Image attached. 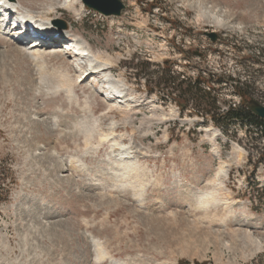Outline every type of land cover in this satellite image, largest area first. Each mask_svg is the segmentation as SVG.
Here are the masks:
<instances>
[{
	"label": "rangeland",
	"instance_id": "obj_1",
	"mask_svg": "<svg viewBox=\"0 0 264 264\" xmlns=\"http://www.w3.org/2000/svg\"><path fill=\"white\" fill-rule=\"evenodd\" d=\"M16 1L111 64L81 78L87 61L0 26V264H264V134L225 115L240 83L264 106V0ZM165 61L216 105H180Z\"/></svg>",
	"mask_w": 264,
	"mask_h": 264
},
{
	"label": "bare ground",
	"instance_id": "obj_2",
	"mask_svg": "<svg viewBox=\"0 0 264 264\" xmlns=\"http://www.w3.org/2000/svg\"><path fill=\"white\" fill-rule=\"evenodd\" d=\"M81 3L80 0H66L65 2V7L68 9H72L75 10L76 9V4ZM82 6V5H81ZM11 9H16L19 11L20 15H22V19H19V22L22 21H31L34 23V25L37 27V30L44 35L47 36H53L55 34H61L63 36L64 35V31L58 29L57 27H59L58 24L55 23V19H51L48 16L42 15V14H38L36 15L34 12L31 11H25L24 12V7L19 4L16 0H3L2 5H0V18L3 19V17L7 16V14L9 13V10ZM82 9V8H81ZM54 9H49V11H53ZM26 24V23H25ZM3 24H1V28H4L5 30H7L6 27H2ZM12 26V24L10 25ZM57 26V27H56ZM13 27V26H12ZM11 27V28H12ZM18 29H20L21 31H17ZM17 31V32H15ZM26 31L23 30V28L18 27L16 28V30H14V34L16 35L17 38H20ZM13 33V32H12ZM52 44L51 42H40L39 44H34L31 45L30 47L24 49L27 53L34 55V56H39L41 53H45L43 52H39L40 49H50V47L55 48V40H52ZM18 44V43H16ZM75 44V45H74ZM22 45V44H19ZM65 48H63V50H68L70 49L72 46H74V48L77 49V56L79 57V59L81 61H87L89 63V67H90V72L87 73L86 75H82L81 78H86L88 76H92V75H96L102 71H105L106 69L109 68L110 66V61L109 60H105L103 59L101 56H99L98 54L93 53V51L91 50V48L89 47V45L86 42L81 41L80 39L73 40L70 42H66L65 43ZM72 83V82H71ZM119 87H123L120 86L119 83ZM118 96H117V103L119 104H124L125 106L130 105L134 102H136L137 98L133 97L132 95H126L124 94V91H120L118 92ZM109 100H115L112 98H109ZM107 137V135H106ZM226 172V166L221 165L219 170H218V176L224 175V173ZM207 237V236H205ZM218 237V236H217ZM172 238V237H171ZM203 238V237H202Z\"/></svg>",
	"mask_w": 264,
	"mask_h": 264
},
{
	"label": "trees",
	"instance_id": "obj_3",
	"mask_svg": "<svg viewBox=\"0 0 264 264\" xmlns=\"http://www.w3.org/2000/svg\"><path fill=\"white\" fill-rule=\"evenodd\" d=\"M152 7H154V5H152ZM139 65L140 68L148 67L149 62L142 61L139 63ZM164 72L166 81H163V85L176 86L175 88L182 90V94L180 96H185L184 100H180L178 102L180 105L185 107L190 102L196 103L198 106H204L207 102L208 104L216 105V98L213 97L212 92L203 88L202 84L205 83L207 79L202 75H199L195 80L181 79L179 75H176L172 71L171 63L169 61L164 62ZM158 84L160 83L158 82ZM185 87L186 89H184ZM245 89L246 86L243 83H240V85L237 87V93L240 94L243 102L249 99L247 97V92L245 91ZM173 93L174 91H172L171 94ZM225 115L230 117V119H236L242 122L250 123V125H254L256 128H258L259 131H261V133L264 134V120L254 115L244 103L236 108L230 107Z\"/></svg>",
	"mask_w": 264,
	"mask_h": 264
},
{
	"label": "water",
	"instance_id": "obj_4",
	"mask_svg": "<svg viewBox=\"0 0 264 264\" xmlns=\"http://www.w3.org/2000/svg\"><path fill=\"white\" fill-rule=\"evenodd\" d=\"M82 2L86 7L93 9L104 16H121L126 7L122 0H82ZM55 23L58 24L60 28H68L67 23L63 20L57 19L55 20ZM208 36L213 41L217 39V34L215 32L208 33ZM246 105L253 114L264 119V106L262 104L256 100H248Z\"/></svg>",
	"mask_w": 264,
	"mask_h": 264
}]
</instances>
